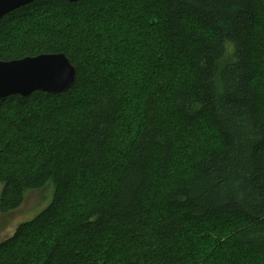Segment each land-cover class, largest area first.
I'll use <instances>...</instances> for the list:
<instances>
[{
    "label": "trees",
    "instance_id": "trees-1",
    "mask_svg": "<svg viewBox=\"0 0 264 264\" xmlns=\"http://www.w3.org/2000/svg\"><path fill=\"white\" fill-rule=\"evenodd\" d=\"M137 6L149 57L116 15ZM18 22L0 60L64 53L76 76L0 98V213L54 188L0 264H264V0H34L0 38Z\"/></svg>",
    "mask_w": 264,
    "mask_h": 264
},
{
    "label": "rangeland",
    "instance_id": "rangeland-1",
    "mask_svg": "<svg viewBox=\"0 0 264 264\" xmlns=\"http://www.w3.org/2000/svg\"><path fill=\"white\" fill-rule=\"evenodd\" d=\"M65 10H68V8L64 5L52 7L49 10L51 11L50 13L49 11L44 12L43 10L38 17L30 22L29 28L34 31L46 30L49 28L47 22L52 18L53 14L55 12L62 13V11ZM152 12H144L140 9V6L134 7V9H130L129 7L124 10L116 11V15L122 23H129L125 28L132 36L134 45L137 44L140 46L138 48L139 55L143 50L147 57H149L150 52L153 50L160 49L158 45L163 34L159 24V19ZM125 13L128 15L126 17L122 16V14ZM48 16L49 18L47 19ZM109 17V15L101 16L100 23L104 25L103 20H107ZM20 24V22L17 24L13 23L11 28L8 29V31H6V33L0 38V42L6 40H17L20 28L25 27L26 23L24 22L22 25ZM131 50L132 49L125 48L122 52L130 53ZM230 51L231 46L228 44V52ZM139 62L144 63L141 59ZM138 74H140V72ZM142 75H144V71L139 78L142 79ZM80 98L81 96L77 101H80ZM53 191V185L50 183L42 188L28 190L24 195L22 204L17 209L12 210L7 214L0 213V241L9 237L20 223L32 219L40 211L46 208L52 199Z\"/></svg>",
    "mask_w": 264,
    "mask_h": 264
},
{
    "label": "water",
    "instance_id": "water-1",
    "mask_svg": "<svg viewBox=\"0 0 264 264\" xmlns=\"http://www.w3.org/2000/svg\"><path fill=\"white\" fill-rule=\"evenodd\" d=\"M32 1L0 0V18ZM75 76V67L64 53L0 60V98L12 94L26 96L37 90L60 93L73 85Z\"/></svg>",
    "mask_w": 264,
    "mask_h": 264
}]
</instances>
